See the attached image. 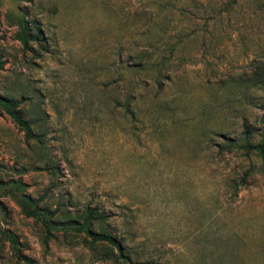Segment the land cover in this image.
<instances>
[{"label":"rangeland","instance_id":"1","mask_svg":"<svg viewBox=\"0 0 264 264\" xmlns=\"http://www.w3.org/2000/svg\"><path fill=\"white\" fill-rule=\"evenodd\" d=\"M260 3L0 0V94L22 98L58 169L0 113V264H118L82 233L46 236L15 202V181L53 210L105 213L93 230L142 261L264 264V155L238 147L263 141ZM21 20L41 34L27 49ZM139 58L166 64L157 76L134 69Z\"/></svg>","mask_w":264,"mask_h":264},{"label":"trees","instance_id":"2","mask_svg":"<svg viewBox=\"0 0 264 264\" xmlns=\"http://www.w3.org/2000/svg\"><path fill=\"white\" fill-rule=\"evenodd\" d=\"M263 6L264 3H260L255 9L262 10ZM40 35L41 34L39 33L31 31L25 21L21 20L19 22L16 38L25 49L28 48L30 41H39ZM139 59L138 62H135V64L132 65L134 69L157 76L161 74V69L166 64L164 61L161 63H155L147 60L142 63V58ZM2 66V62L0 61V69H2ZM262 74L259 75V73L255 71L254 78L256 81L253 86L264 90V76H262ZM156 83L160 85L159 80H156ZM152 101V98L146 100L148 107L151 105ZM21 102L22 98L15 99L0 94V113L9 117L12 123L23 132L25 142L30 149L33 148L31 145L32 142H34L36 148H38L36 149L38 151V162L43 163L55 173L58 170L57 166L54 164L50 156L47 153H44V150H41L44 149L43 139L45 138V133L37 129V123H35L33 119H28L26 117L25 113L20 108ZM131 105L135 108H139L137 98L134 96L129 97L126 107H130ZM160 106L161 103H152L153 109H160ZM238 147L246 149L247 151H257L260 155H264V134L263 141L260 145H254L250 141H246ZM225 148L230 151L237 147L233 145V143L228 142L225 145ZM245 176L247 177V172L245 173ZM244 182L245 177L241 180L242 184H244ZM11 183L15 185L16 189L13 198L20 207L22 214L26 218L33 219L40 223L46 236H51L54 232L66 233L68 231H75L89 237L92 245L111 246L116 252L115 257L113 258L118 264H153L152 262L142 261L136 257V251L133 250L125 240H121L117 236L106 231H94L92 227L95 224H102L109 219L105 213L97 208L87 207L80 215L73 216L69 211L62 208L65 206L63 202L53 210L52 207L44 201L45 197L40 196L38 199H33L30 195L25 193V186L21 182L15 181ZM17 242V240L13 239L14 250L19 252Z\"/></svg>","mask_w":264,"mask_h":264}]
</instances>
